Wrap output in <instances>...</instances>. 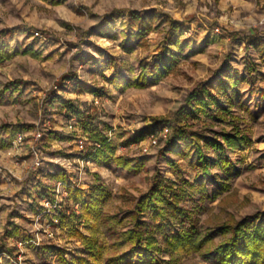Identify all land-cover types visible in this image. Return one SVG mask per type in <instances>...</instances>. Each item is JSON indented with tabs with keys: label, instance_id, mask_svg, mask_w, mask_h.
Segmentation results:
<instances>
[{
	"label": "rangeland",
	"instance_id": "obj_1",
	"mask_svg": "<svg viewBox=\"0 0 264 264\" xmlns=\"http://www.w3.org/2000/svg\"><path fill=\"white\" fill-rule=\"evenodd\" d=\"M138 17L153 19L143 35ZM0 46L10 55L0 65V264H59L48 247L67 260L86 256L69 216L81 206L68 189H107L100 264L129 250L123 233L137 222L160 243L161 264H219L213 252L227 236L217 229L264 219V0H0ZM146 64L154 76L142 74ZM120 75L144 86L117 88L110 80ZM217 81L228 86L219 95L230 114L182 117L192 97L217 95ZM194 133L220 143L241 133L247 142L222 154L203 147L216 164L204 174ZM105 143L113 160H92ZM156 180L187 187L183 207L203 235L214 233L201 251L169 262L164 237L180 223L139 208ZM85 222L77 226L88 235Z\"/></svg>",
	"mask_w": 264,
	"mask_h": 264
},
{
	"label": "trees",
	"instance_id": "obj_2",
	"mask_svg": "<svg viewBox=\"0 0 264 264\" xmlns=\"http://www.w3.org/2000/svg\"><path fill=\"white\" fill-rule=\"evenodd\" d=\"M140 21V33L143 35L151 28L152 17L137 18ZM130 36L128 40L132 39ZM255 47L259 49V43L252 41ZM10 59V55L5 46H0V65ZM144 76L155 75V65H145L142 68ZM70 78V77H67ZM120 75L111 79V83L117 87H143L144 82L137 81L131 83ZM217 95H212L209 91L204 97H192L188 102L187 109H183L182 117L189 115L188 111H198L202 114H213L223 120L230 114V110L226 109L222 104L221 97L225 99L228 93V86L223 81L214 83ZM227 99V98H226ZM230 105V104H229ZM231 108V105L229 106ZM194 141L197 155V162L204 174H210V170L216 164L207 157L203 147L213 149L217 153L222 154L226 149L232 151L240 149L247 139L241 133L222 134L223 142L217 140L205 139L199 134L190 135ZM98 139V138H97ZM204 139V145L201 140ZM113 148L105 143V148L98 150L90 158L92 160L109 162L113 160ZM116 165L123 169L139 170L137 165H131L130 162L123 159H115ZM223 167L230 171L231 165L227 160L221 161ZM57 181L66 182L65 177L57 175L54 177ZM222 184V191L227 190L226 183ZM69 199L74 205H80L81 215H77L72 209L70 216V224L75 227L77 235L81 240L84 255H74L69 260L66 259V252L56 247H48L47 253L51 256H57L60 259L59 264H100L103 258V246L97 237L98 223L101 219L103 204L108 198L107 189L102 185H95L90 191L81 189H68ZM53 193V192H52ZM55 193V192H54ZM190 193L186 186H179L176 182L167 180H156L152 193L143 198L139 204L141 212L148 210L153 211L162 222L167 221L172 224L174 221L180 223L179 230L175 233L165 235V250L170 254L169 262L176 260L175 256L182 252L201 251L204 246L211 243L214 233L208 232L205 235L197 227L191 213L183 207L184 202L189 198ZM55 203V200L52 201ZM63 219H66V213L60 212ZM85 219V228L90 232L88 235L83 234L77 226V219ZM161 229L165 225H160ZM216 233L227 236L215 249L214 256L219 264H264V219L261 217H248L239 222L234 221L218 228ZM124 241L130 244L128 251L121 255L113 256L108 259L107 264H161L159 253L163 251L160 243L153 235H148L142 223L137 222L135 227L123 233Z\"/></svg>",
	"mask_w": 264,
	"mask_h": 264
},
{
	"label": "built area",
	"instance_id": "obj_3",
	"mask_svg": "<svg viewBox=\"0 0 264 264\" xmlns=\"http://www.w3.org/2000/svg\"><path fill=\"white\" fill-rule=\"evenodd\" d=\"M38 135H39L38 138L41 137V134H38ZM24 141H25L24 135L18 134L17 137H16V139H15V143H17L19 145H22L24 143ZM80 148L81 149L84 148L83 143L80 144ZM35 156H36L35 157V159H36L35 164H36L37 167H39L40 164H41V161L39 160L38 154L36 152H35Z\"/></svg>",
	"mask_w": 264,
	"mask_h": 264
}]
</instances>
